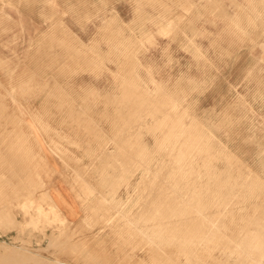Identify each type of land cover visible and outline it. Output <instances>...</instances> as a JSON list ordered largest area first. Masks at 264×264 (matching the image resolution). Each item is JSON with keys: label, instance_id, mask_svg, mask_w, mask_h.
I'll return each mask as SVG.
<instances>
[{"label": "rangeland", "instance_id": "obj_1", "mask_svg": "<svg viewBox=\"0 0 264 264\" xmlns=\"http://www.w3.org/2000/svg\"><path fill=\"white\" fill-rule=\"evenodd\" d=\"M261 224L264 0H0V264H264Z\"/></svg>", "mask_w": 264, "mask_h": 264}, {"label": "crops", "instance_id": "obj_2", "mask_svg": "<svg viewBox=\"0 0 264 264\" xmlns=\"http://www.w3.org/2000/svg\"><path fill=\"white\" fill-rule=\"evenodd\" d=\"M52 165V164H51ZM68 188L62 182H55L49 184V194L53 198L56 206L58 207L59 211L63 214V216L69 222H76L81 216V209L78 204H76L75 208V215L73 216V210L69 207L70 198L68 195Z\"/></svg>", "mask_w": 264, "mask_h": 264}, {"label": "bare ground", "instance_id": "obj_3", "mask_svg": "<svg viewBox=\"0 0 264 264\" xmlns=\"http://www.w3.org/2000/svg\"><path fill=\"white\" fill-rule=\"evenodd\" d=\"M124 92V91H123ZM142 106V105H141ZM127 114H129V113H127ZM159 118V117H158ZM129 125V124H128ZM125 131V130H124ZM190 142V141H189ZM186 144V143H185ZM191 144V143H190ZM115 145V144H114ZM190 147V146H189ZM179 155V154H178ZM143 161V160H142ZM133 162V161H132ZM132 171V170H131ZM79 173V172H78ZM188 182V181H187ZM156 183V182H155ZM161 183V182H160ZM244 183V182H243ZM143 184V183H142ZM163 184V183H162ZM186 184V183H185ZM157 185V184H156ZM147 186V185H146ZM179 186V185H178ZM243 186V185H242ZM186 187V186H185ZM244 187V186H243ZM180 188V187H179ZM226 189H228V188H226ZM155 190V189H154ZM242 190V189H241ZM244 190V189H243ZM220 191H221V189H220ZM224 191V190H223ZM222 192V191H221ZM240 192V191H239ZM247 195V194H246ZM144 196V195H143ZM176 196V195H175ZM174 197V196H173ZM243 198H244V196H243ZM240 199V198H239ZM96 200V199H95ZM244 200V202H245V199H243ZM243 200H242V202H243ZM229 203H230V201H228ZM169 203V202H168ZM172 203V202H171ZM164 204V203H163ZM176 204V203H175ZM175 204H173V205H175ZM222 204V203H221ZM239 204L241 205V203L239 202ZM212 205V204H211ZM220 205V204H219ZM238 205V204H237ZM239 205V207L238 208H242V206H240ZM243 205V204H242ZM101 206V205H100ZM108 206V205H107ZM215 206V205H214ZM225 206H227V205H225ZM229 206V205H228ZM248 206V205H247ZM224 207V206H223ZM229 207H231V206H229ZM249 207V206H248ZM251 207V206H250ZM164 208H165V206H164ZM214 208V207H213ZM220 208V207H219ZM101 209V208H100ZM145 209V208H144ZM233 209V208H232ZM242 209H244V208H242ZM51 210V209H50ZM238 210V209H237ZM106 211V210H105ZM222 211V210H221ZM230 211H231V209H230ZM239 211H241L240 209H239ZM53 212V211H52ZM51 212V213H52ZM233 212V211H232ZM254 214V213H253ZM50 215H53V214H50ZM113 217V216H112ZM103 218V217H102ZM166 218V217H165ZM253 218V217H252ZM113 219V218H112ZM167 219V218H166ZM241 219V218H240ZM239 219V220H240ZM243 219V218H242ZM251 221V220H250ZM163 222H165V221H163ZM240 222V221H239ZM255 222V221H254ZM257 222V221H256ZM258 222H259V220H258ZM263 222V221H262ZM130 224V223H129ZM165 224V223H164ZM246 224V223H245ZM163 225V224H162ZM244 225V224H243ZM250 225V224H249ZM262 225V224H261ZM264 225V224H263ZM262 225V226H263ZM255 226V225H254ZM258 226V225H257ZM251 227V226H250ZM256 227V226H255ZM236 228H237V226H236ZM244 228V227H243ZM262 229V228H261ZM248 229H246L245 231H247ZM254 230H255V228H254ZM135 231V230H134ZM224 232V231H223ZM221 233V232H220ZM240 233V232H239ZM245 233V232H244ZM247 233V232H246ZM249 233V232H248ZM264 233V232H263ZM131 234V233H130ZM189 234V233H188ZM215 234V233H214ZM218 234V233H217ZM230 234V233H229ZM18 236H20V235H23L22 237H21V240L23 239V240H25L24 242H28V239H29V237H31V232L28 230L27 231V229H24V231L23 232H21L20 234L18 233L17 234ZM16 235V236H17ZM207 235V234H206ZM210 235H212V234H210ZM249 235V234H248ZM253 235V234H252ZM262 235H264V234H262ZM239 236V235H238ZM259 236L261 237V235L259 234ZM136 237V236H135ZM223 237V236H222ZM245 237H247V236H245ZM253 237V236H252ZM257 237V236H256ZM205 238V237H204ZM214 238V237H213ZM243 238H244V236H243ZM243 238H240V239H243ZM249 238V237H248ZM255 238V237H254ZM259 239L260 238H258V240L257 241H259ZM261 239H264V236H263V238H261ZM261 239H260V241H261ZM22 240V241H23ZM141 240V239H140ZM151 240V239H150ZM196 240V239H195ZM201 240V239H200ZM210 240V239H209ZM214 240V239H213ZM252 240V239H251ZM256 240V239H255ZM246 241V240H245ZM254 241V240H253ZM264 241V240H263ZM242 242H244V240L242 241ZM248 242V241H247ZM259 243V248H260V251H261V246L262 245H260L261 243H262V241L261 242H258ZM209 244V243H208ZM219 244V243H218ZM240 244V243H239ZM238 244V245H239ZM255 244H256V242H255ZM263 244H264V242H263ZM216 245V244H215ZM258 245V244H257ZM241 245H239V247H240ZM244 246V245H243ZM247 247H249V246H247ZM254 247H256V246H254ZM241 248V247H240ZM262 248H263V246H262ZM226 249V248H225ZM247 249V248H246ZM156 250V249H155ZM224 250V249H223ZM254 250H257V251H253V252H257V253H260L259 252V250H258V247L255 249L254 248ZM210 251V250H209ZM228 251H229V249H228ZM244 251V250H243ZM247 251V250H246ZM211 252V251H210ZM219 252H220V250H219ZM224 253V252H223ZM244 253V252H243ZM250 253H252V252H250ZM256 253V254H257ZM222 254V253H221ZM229 254V253H228ZM252 254H254V253H252ZM264 254V253H263ZM263 254L261 253V255H260V257H258L259 256V254H257L258 256H257V258H256V260L258 259V258H262V256H263ZM223 255V254H222ZM222 255L220 256V257H222ZM231 255V254H230ZM244 255V254H243ZM246 255H248V254H246ZM245 255V256H246ZM250 255V254H249ZM237 256V255H236ZM240 256V255H239ZM244 256V258H247V256L245 257ZM253 255H251L250 256V258L249 259H253L254 257H252ZM255 256V255H254ZM252 257V258H251ZM218 258V257H217ZM239 258V257H238ZM264 258V257H263ZM156 259V258H155ZM226 259H228L227 257H226ZM248 259V258H247ZM229 260V259H228ZM245 260V259H244ZM251 260H249V261H251ZM253 260H255V259H253ZM263 260V259H262ZM260 261V260H259ZM167 262V261H166ZM262 262H264V261H262ZM163 264V263H162ZM259 264H261V263H259Z\"/></svg>", "mask_w": 264, "mask_h": 264}]
</instances>
